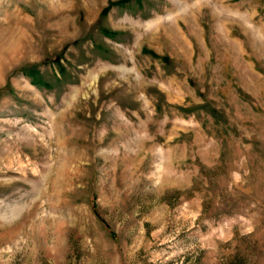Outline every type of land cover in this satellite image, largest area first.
Segmentation results:
<instances>
[{
    "label": "rangeland",
    "instance_id": "rangeland-1",
    "mask_svg": "<svg viewBox=\"0 0 264 264\" xmlns=\"http://www.w3.org/2000/svg\"><path fill=\"white\" fill-rule=\"evenodd\" d=\"M0 264H264V0H0Z\"/></svg>",
    "mask_w": 264,
    "mask_h": 264
}]
</instances>
